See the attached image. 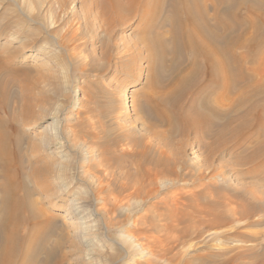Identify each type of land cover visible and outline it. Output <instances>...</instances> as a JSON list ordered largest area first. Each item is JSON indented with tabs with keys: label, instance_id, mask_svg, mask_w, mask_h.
Segmentation results:
<instances>
[{
	"label": "rangeland",
	"instance_id": "1",
	"mask_svg": "<svg viewBox=\"0 0 264 264\" xmlns=\"http://www.w3.org/2000/svg\"><path fill=\"white\" fill-rule=\"evenodd\" d=\"M156 1L163 11L141 2L116 13L110 0H0V138L16 129L22 139L21 159L10 143V168L0 162V185L19 171L31 199L22 232L33 238L16 264H228L238 256L264 264V92L255 91L264 85V46L246 54L229 94L185 97V115L213 106L218 116L184 131L147 103L181 75L172 71L167 0ZM154 40L164 42L163 64ZM56 60L64 65L54 68ZM180 60L188 71L190 56ZM141 153L163 162L154 185L135 181L133 154ZM86 195L98 246L77 241L73 219L63 220Z\"/></svg>",
	"mask_w": 264,
	"mask_h": 264
},
{
	"label": "bare ground",
	"instance_id": "2",
	"mask_svg": "<svg viewBox=\"0 0 264 264\" xmlns=\"http://www.w3.org/2000/svg\"><path fill=\"white\" fill-rule=\"evenodd\" d=\"M141 2L144 6H154V12L156 11V13H158L157 10L163 11V8L159 5H155L157 3L156 0H110L112 10L116 13H119L126 8H136ZM208 2L210 3L211 0H167L165 7L171 14L169 23H172L171 25L173 29L170 40L173 44L174 54V69L172 71L175 70V73H181V75H179L180 77L176 80L172 89L167 93L162 94L161 98H155L154 103L153 100H150V102L147 100V103L152 105L151 108L153 107L156 110L158 116L167 119L170 124L173 122L175 124L181 123L184 131L190 129L193 130L202 123H205L207 126L217 123L216 120L218 116H216V110L212 108L213 106L210 111H208L209 114H206L198 107H195L197 110V113L195 114L196 117L192 114L191 116L185 115L183 111V100L185 97L193 91V89H196L199 92H206V90L209 89L216 91L217 89L222 88L225 91V95L229 94L232 92L234 84L237 83L239 78H241V75H243L242 71L247 62L246 54L248 53L249 56L253 54V56L256 57L264 46V13H258V11H264V0H212V4H209ZM210 8L212 9V14L209 13L211 10ZM247 14H252L250 15L253 16L252 19L248 18ZM249 19L252 21L250 22ZM152 46H154V48L156 47L155 56L158 61L163 64L165 50L164 42H157L154 40ZM241 48L242 50H244L243 48L247 50L245 55L239 53L238 55L236 54L237 50H241ZM127 52H129V49L126 50V53ZM183 53H187L191 59V67L185 72L183 71L180 60ZM61 61L56 60L51 64L54 68H58L63 64ZM37 64L40 67L44 66L42 62ZM204 76L206 83L203 81L200 84L199 80ZM3 83H1L0 92H4L5 90V83L4 85ZM255 91L256 93L261 91L264 92V85L257 87ZM130 92L134 91H129V93ZM123 96L126 98L130 97L127 92H125ZM204 104L207 103L204 102ZM236 105L238 106V104ZM251 110L253 109L251 108ZM167 116L168 118H166ZM225 117L228 120L227 124H229L230 114L226 113ZM249 119L248 121L245 119V123L244 119H242V121L244 124H247ZM259 119L258 124L260 128H264V117ZM254 121L252 122L254 123ZM244 124L241 123L240 126ZM56 134H58V132H56ZM10 143L15 147L13 152L14 156L19 159L22 139L18 136L16 129L8 130L7 133L5 132L0 138V160L4 161L0 162L4 163L3 166L6 169H8L11 164L9 162L12 155L9 149ZM141 154H133L136 158L134 160L133 170L138 176L135 181L138 185H154L160 180V170H158L157 167L163 162L162 160L148 161V159H146L149 158L147 157V154ZM261 154L263 153L261 152ZM149 164L154 167H150ZM43 174L44 172L41 176H43ZM19 175V171L11 175L10 173H5L4 182L0 185V264H16L17 259L22 256V241H26L27 239L31 240L33 238V236L32 238H28V236L25 237V234L22 232V228L25 227L29 221L25 215V211L29 209L28 203L31 199L29 198V201L27 199L30 194V190L27 189L28 187H25L26 185H24L22 180H17ZM20 192H23V195ZM86 196H80L78 200H76L77 197H75L72 202L76 200L77 204L72 202L69 203V208L66 210L63 220L66 221V219H73L72 225L67 227L69 230L80 231V235L77 236V241L79 240V242L85 243L87 246H96L100 242V237L96 233V231H98L96 227L97 225L99 226V224L96 225L97 222L95 219H92V205H90L91 202L89 197ZM75 211L81 213L77 218ZM50 224L51 223L48 220H46L44 224L49 231L52 230ZM66 224L68 225L67 222ZM43 241L48 242V237L45 236ZM54 249L55 248H52L50 250ZM244 261L243 258L238 256L228 264H244Z\"/></svg>",
	"mask_w": 264,
	"mask_h": 264
}]
</instances>
